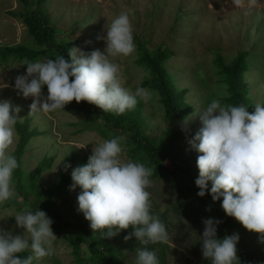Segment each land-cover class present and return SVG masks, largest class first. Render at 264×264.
Segmentation results:
<instances>
[{
	"label": "rangeland",
	"instance_id": "obj_1",
	"mask_svg": "<svg viewBox=\"0 0 264 264\" xmlns=\"http://www.w3.org/2000/svg\"><path fill=\"white\" fill-rule=\"evenodd\" d=\"M21 8L19 0H0V47L23 45L37 50L39 47L34 45L18 16ZM45 9L56 31V40L60 43L78 41L80 46L77 47L84 52L103 51L104 42L98 37L105 34L107 26L121 13L128 16L134 44L138 39L149 47L162 45L174 52L166 62V69L173 87L178 92L185 91L183 102L191 109L185 117L176 120L166 119L156 92L141 86L147 72L135 63L136 49L126 57H109L119 66L118 78L122 87L130 93L137 88L147 91V99L137 97L138 118L144 134L153 142L165 140L168 129L185 130L188 133L182 142L185 151H193L188 141L200 127L196 112L210 101L226 95L225 84L214 65L216 55L228 64L239 52H247L248 69L244 73L248 84L247 98L253 108L264 101V0H255L251 5L249 0H241L239 7L233 0H47ZM41 58L49 57L41 56L35 61ZM25 62L24 59H0V100H9L19 106L17 121L30 118L29 128L38 133L28 143L21 160L25 190L18 195L14 189L13 196L20 207L0 204V229L10 230L14 235L23 230L15 227L13 216L30 210V206L43 205L42 196L46 189H56L66 159L75 157L85 164L93 146L119 136L123 137L120 158L124 162L131 161L130 133L109 127L95 112L78 111L66 104L62 110L28 115L31 98L21 97L13 87L16 76L25 72ZM42 92L46 95V87ZM185 118H188L187 123ZM15 136L17 139L9 153L18 140L16 131ZM42 160L46 169L37 180L36 186L41 189L37 192L28 189L26 177ZM150 181L146 191L150 193L151 214L161 217L167 231L168 238L163 241L167 245L165 263L208 264L202 258L192 219L185 215L179 194L163 179ZM70 184L64 189L65 201L60 198L55 204L56 215H49L52 232L57 238L53 241V254L34 260L33 264H91L87 240L78 224L84 218L75 212L79 188L70 191ZM75 245L81 256L77 255ZM115 251L119 264H134L135 250L119 245L115 246Z\"/></svg>",
	"mask_w": 264,
	"mask_h": 264
},
{
	"label": "clouds",
	"instance_id": "obj_2",
	"mask_svg": "<svg viewBox=\"0 0 264 264\" xmlns=\"http://www.w3.org/2000/svg\"><path fill=\"white\" fill-rule=\"evenodd\" d=\"M254 3L249 0L250 5ZM233 4L239 7L241 0H233ZM98 39L104 42L103 51L84 52L73 46L67 52L68 61L58 56L23 64L25 72L16 76L13 87L21 97L31 98L28 115L62 110L72 101H84L102 112L119 115L134 108L137 97L147 99L145 89L130 93L121 86L119 66L109 59L129 56L135 50L128 16H116ZM45 87L46 95L42 92ZM19 112V106L0 100V204L15 194L12 173L18 164L8 150L17 139L14 125ZM196 113L200 127L188 141L197 153L196 195L204 197L207 191L213 203L220 200L225 216L260 234L258 239L264 243V106L256 104L249 113L243 105L222 106L214 99ZM122 140L117 136L93 146L86 163L72 168L69 190L79 188L76 211L93 233L111 238L131 226L124 240L134 237L142 246L135 249L134 264H159L155 250L147 245L168 237L165 225L150 213L146 188L151 185L152 170L139 162L122 161ZM69 167L65 163L63 170ZM13 218L15 227L23 231L14 235L0 229V264H33L53 254L57 238L51 229L52 220L44 211L26 209ZM220 223L213 218L202 220V258L210 264H236L239 235L217 238ZM25 251L30 254L21 257L19 254Z\"/></svg>",
	"mask_w": 264,
	"mask_h": 264
},
{
	"label": "trees",
	"instance_id": "obj_3",
	"mask_svg": "<svg viewBox=\"0 0 264 264\" xmlns=\"http://www.w3.org/2000/svg\"><path fill=\"white\" fill-rule=\"evenodd\" d=\"M46 1L19 0L22 8L18 16L26 26L27 33L32 37L34 45L39 47V49H30L23 45L2 46L0 47V59L2 61L12 58L13 60L24 59L27 62H34L41 56H48L51 59L61 56L68 61L67 52L69 48L80 46L78 41L60 43L56 40V31L45 9ZM135 46L137 52L135 63L147 72V77L141 83V86L156 92L166 119L176 120L185 117L191 112V109L183 102L185 91L178 92L173 87L166 69V62L174 56V52L167 46L157 45L149 47L145 41L138 39L135 40ZM247 56V52H239L228 64H224L222 57L216 55L214 65L217 68V75L221 77L222 83L225 84L226 88V95L218 98L220 104L222 106L243 105L246 107V111L251 113L254 108L247 98L248 84L244 79V73L248 69ZM67 105L78 111L95 112L96 116L104 120L109 127L130 133V160L151 168L150 180L163 179L179 194L183 211L186 216L191 217L199 243L200 235L203 232L202 220L206 218L218 219L221 223L217 225V238L232 233L239 235L236 245L239 261L236 264H264V243L258 239L260 234L244 229L234 218L225 216L220 208V200L213 203L207 191L204 197L196 195L198 188L194 185V180L198 175L195 165L197 153L185 151V146L182 143L188 137V133L185 130L168 129L165 132V140L153 142L142 130V123L138 118L137 103L134 108L126 110L119 115L111 112H102L98 107L84 101L79 103L72 101ZM261 105L264 106V101ZM29 121L30 118L26 117L21 122L16 121L14 125L18 140L10 154L15 157L18 164V167L12 173V184L18 195H21L25 190L21 160L30 140L38 135L35 129L29 128ZM83 162L82 159L75 157L66 159L64 164L68 163L70 167L66 171L62 168L56 189H46L41 200L43 205L35 208L30 206V211L42 210L48 217L50 214L56 215L55 204L60 198L65 201L64 189L71 183L70 172L72 168L82 165ZM45 169L46 166L44 165V160H42L37 164L33 172L26 177L27 181H29L28 189L37 192L41 190L36 185L40 174ZM3 206L20 207V204L17 199L11 197L3 203ZM75 212L76 215L81 214L76 209ZM152 212L150 209V213ZM157 217L161 219L160 216ZM78 224L87 240L85 244L91 264H119L116 261L118 252L115 251V246L123 245L130 251H134L137 247H142L134 237L127 241L124 240V236L132 231L131 226L128 229L121 230L111 238H102L98 232L93 233L89 229L88 222L85 219ZM55 227H58V224H55ZM75 246V251L78 255L79 247ZM147 247L149 250H155L159 264H166L164 249L167 245L165 243L149 244ZM19 255L26 257L27 253L23 252ZM78 256L81 255L79 254ZM207 262L210 264V261L207 260Z\"/></svg>",
	"mask_w": 264,
	"mask_h": 264
}]
</instances>
